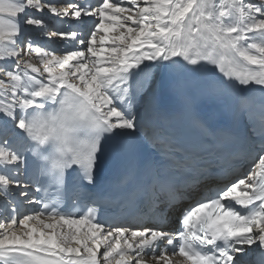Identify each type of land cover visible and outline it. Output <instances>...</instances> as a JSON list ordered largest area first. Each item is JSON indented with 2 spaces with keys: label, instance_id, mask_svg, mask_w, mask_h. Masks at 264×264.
I'll return each mask as SVG.
<instances>
[{
  "label": "bare ground",
  "instance_id": "bare-ground-1",
  "mask_svg": "<svg viewBox=\"0 0 264 264\" xmlns=\"http://www.w3.org/2000/svg\"><path fill=\"white\" fill-rule=\"evenodd\" d=\"M195 7L196 20L202 12L210 26L227 32L243 61L264 71V0H0V247L28 246L71 264H189L160 243H144L177 228L186 198L236 177L248 178L246 188L253 184L264 152L227 181L206 178L177 190V204L159 195L166 229L143 216L97 226L40 213L19 153L27 147L25 112L54 103L64 88L87 99L117 134L154 139L163 83ZM246 252L255 256L254 248Z\"/></svg>",
  "mask_w": 264,
  "mask_h": 264
}]
</instances>
